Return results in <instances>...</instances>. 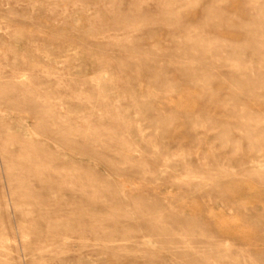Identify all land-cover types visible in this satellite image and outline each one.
<instances>
[{
	"label": "rangeland",
	"instance_id": "obj_1",
	"mask_svg": "<svg viewBox=\"0 0 264 264\" xmlns=\"http://www.w3.org/2000/svg\"><path fill=\"white\" fill-rule=\"evenodd\" d=\"M0 264H264V0H0Z\"/></svg>",
	"mask_w": 264,
	"mask_h": 264
}]
</instances>
